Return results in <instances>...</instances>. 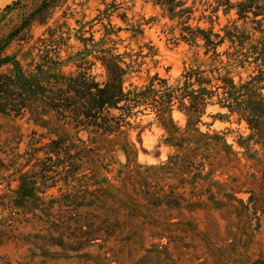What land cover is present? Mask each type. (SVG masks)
<instances>
[{
    "label": "rangeland",
    "instance_id": "rangeland-1",
    "mask_svg": "<svg viewBox=\"0 0 264 264\" xmlns=\"http://www.w3.org/2000/svg\"><path fill=\"white\" fill-rule=\"evenodd\" d=\"M13 1L0 4V39L41 0L4 12ZM181 1L171 13L156 0H68L2 56L30 69L32 60L58 52L64 74H75L84 58L99 82L118 64L125 90L155 76L182 84L189 69L204 71L212 86L258 77L260 93L242 94L264 102V0H253L248 19L216 0ZM187 27L223 42L215 51L202 39L190 44L182 39ZM78 38L89 40L90 55L76 56L84 51ZM217 101L199 115L175 106L166 127L144 109L112 134L52 115L0 114L7 164L0 170V264H264V118L249 124L248 113ZM57 138L77 163L57 168L47 188L34 186L36 169L24 166L28 144Z\"/></svg>",
    "mask_w": 264,
    "mask_h": 264
},
{
    "label": "trees",
    "instance_id": "trees-1",
    "mask_svg": "<svg viewBox=\"0 0 264 264\" xmlns=\"http://www.w3.org/2000/svg\"><path fill=\"white\" fill-rule=\"evenodd\" d=\"M24 1L27 0L13 1L3 11L16 9ZM67 1L41 0L17 27L0 39V69L5 65H11L8 71L0 72V114L16 118L24 117L26 114L52 115L58 122L71 123L76 129L112 134L125 126H130V120L136 118L144 109L155 112L156 117L162 120L163 126L166 127L165 119L170 121V114L175 106L199 115L213 97H217V104L221 107L248 113L247 117L244 115L243 117L249 124L248 118H253L257 122L261 116L264 118L262 95L260 94V101L251 104L242 94L248 88L259 92L261 88H254L257 83L259 84L258 77L239 87L232 82L227 86H212L209 81L204 80V71L189 69L183 74L182 84L177 82V85L171 86L167 80L155 76L146 85L131 86L130 89L125 90L123 87L125 70L118 64H114L108 70L109 76L103 82H99L83 67V65H91L90 61L84 58H81L83 62L78 66L75 74H64L60 68H57L62 66L58 52H54L53 58L46 54L39 56L38 61L32 60L30 69H25L22 63L12 56H2L10 41L15 38L17 41H25L33 23L43 24L48 12ZM230 1L216 0L218 6L235 9L239 19H248V9L252 8L253 0H236L235 4ZM156 2L169 5L168 11L171 13H174L176 7L183 6L181 0H156ZM179 11L183 15L184 10ZM184 33L185 36H182L184 41L194 44L198 39H202L206 47L214 51L218 44L223 42L218 35L209 34L200 28L194 30L187 27ZM210 35L215 37L214 41L211 40ZM78 40L83 43L84 51L78 52L76 56L90 55L91 50L87 43L89 40L85 38ZM111 58L113 61L121 62L119 56L111 55ZM219 89L223 90L221 94L217 93ZM80 142L85 143L83 140ZM38 143L36 141L28 144L25 153L28 158L24 166L31 165L36 169L31 172V182L34 186L41 184L47 188V181L58 174L56 169L61 166L65 168L67 163L69 166H75L77 156L70 152L61 138L49 140L46 144ZM187 147L191 148L190 144ZM39 153L43 156L37 158ZM6 166L7 164L0 159V170ZM20 168L22 170L24 167L20 166ZM52 173L54 176L51 175Z\"/></svg>",
    "mask_w": 264,
    "mask_h": 264
},
{
    "label": "bare ground",
    "instance_id": "bare-ground-1",
    "mask_svg": "<svg viewBox=\"0 0 264 264\" xmlns=\"http://www.w3.org/2000/svg\"><path fill=\"white\" fill-rule=\"evenodd\" d=\"M5 1H6V0H0V4L3 3V2H5Z\"/></svg>",
    "mask_w": 264,
    "mask_h": 264
}]
</instances>
